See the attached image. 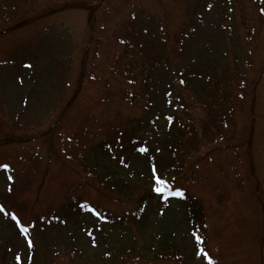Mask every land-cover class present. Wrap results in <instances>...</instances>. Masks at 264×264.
Masks as SVG:
<instances>
[{"label":"trees","instance_id":"16d2710c","mask_svg":"<svg viewBox=\"0 0 264 264\" xmlns=\"http://www.w3.org/2000/svg\"><path fill=\"white\" fill-rule=\"evenodd\" d=\"M19 1L13 0V3L10 4V8H16L13 11H10V8L7 9L6 6H0V23L8 22L9 24L0 28V52L2 55L0 68H5V64H10V67L13 66V69H17L16 63L21 60V52L29 51L32 60L26 66L31 68L34 76H39L38 80L35 79V85L30 88V95H42L43 102L51 100L53 97V103L48 108L60 112L57 121L50 126L51 135L48 144L52 156L49 157L48 168L44 171L42 179H37V175L31 167L36 164V161L42 159V156L39 158V155L34 157L30 154L33 148L30 150L28 148L33 140V135L27 132V127L19 122V125H24V127L12 126V133L9 132V135L6 136L10 142H17L21 138L31 139L28 143H19L23 151L27 153L23 155L22 161L26 165L19 168L29 166L30 173L35 176L41 186L38 189L35 188L32 181L23 186L14 178L10 187L5 190L6 193L0 196L5 197L7 202L12 204L15 202L17 208L19 207L26 213L28 224H26V228L35 245L32 250L34 262L35 259L39 264H64L63 261L66 262L64 255L56 257L60 255V247H56V251L51 249L47 254H41L35 240L39 236L38 224L47 226L51 221L56 220L60 222L61 227L69 228L71 220L77 222L83 214L91 213L105 221L97 228L102 239L98 247L105 246L112 252L109 256L103 255L104 253L95 247L97 254L100 255L98 258H102L100 264H186L181 257L178 241L175 237H170L173 231L165 226V221H157L153 218L147 228L142 224L143 220L148 219L146 202L155 191L151 185L153 178L143 179L142 171L148 170L149 164L155 162L158 169L156 176L167 183L175 170L186 167L204 146L214 142L222 134V130L227 124H233L235 118L233 109L237 102L236 93H234L235 78L241 71L239 63L252 56L254 46L251 41L257 38V28L260 23L252 25L253 23H250L246 15L241 16V21L247 24L243 29L244 37H238L244 38L246 41L243 46L246 52L245 56L235 50H230L229 46H225L223 51L225 55L222 54L223 60L213 59L209 63L196 64L200 58H190L189 52L196 44L201 28L197 18L200 14L197 4L191 6L188 0H165L164 6L159 0H151V2L150 0H140L139 3H136L135 0H106V2L103 0L88 2L82 0V3L92 7L90 11L89 8L84 9L89 11L87 25L93 29L91 40L85 48L86 54L81 59L78 85L75 91L73 88L68 93L72 84L69 80H63L59 71L60 66L65 67L70 64L66 61V57L70 58V56L65 53L64 49L59 48V42H64L66 39L65 34L61 36L58 29L54 31V28L50 27L44 33L37 34L35 37L39 40L37 43L32 34H28L23 39H8L7 36L2 35L10 30L19 32L21 27L25 28L21 35L26 34L30 21L21 26L22 19H24L22 12L24 13L26 10L22 11L19 8ZM22 1L26 4L30 1L34 2V0ZM67 2L68 0H64V3ZM228 8L231 12L232 7ZM234 9L236 20L239 18L236 10L247 13L246 8ZM115 10L120 15L110 18ZM256 10L260 9L256 8ZM111 20L117 24L121 23L123 32L113 34L112 41L115 43L107 44L102 33L106 29V23ZM227 27L230 38L237 34L238 25H228ZM211 31H215L216 34L226 33L223 28ZM14 39L15 41H12ZM70 41H72V37ZM190 41L191 43L188 45ZM116 44L121 48L116 49ZM231 45L239 49L237 40H231ZM109 47H111V52L106 58L105 52ZM91 48L92 54H89ZM230 53L232 62L229 60ZM87 54L90 55L89 62H85L89 57ZM34 55L36 57L33 58ZM177 55L183 59L182 62H185L186 57L192 61L190 62L192 65L187 66L188 69L187 67L183 68L189 71L185 95L190 102L181 103L179 111L167 116L170 119L169 131L163 130L160 133L151 130L145 141L147 124L144 119L123 116L120 113V108L125 104L142 110L148 107L152 116H155L154 107L147 106V101L144 99L147 98L148 88L161 80L156 76L158 66L167 69L165 67L167 65L159 63L158 59L169 62L170 56ZM40 58L45 61L46 67L44 68L49 70L44 74H42L43 61ZM53 68L56 71H53ZM64 73L67 75V72ZM240 74L242 73L240 72ZM85 76L88 83L93 82L94 86H97L96 95L84 92L79 96L80 85H82ZM65 77L63 75V78ZM240 81H243V78ZM237 85L240 86V83L237 82ZM179 99L182 101L184 98L179 97ZM102 113L103 116H101ZM178 113H182V115L174 116ZM125 118L132 124L128 130H117L115 134L98 142L100 134L108 123ZM2 128L0 127V129ZM16 129L21 130L22 134L19 136L13 134ZM131 136H133V143L126 146L125 141L129 140ZM164 136L165 143L158 142V138ZM141 142H144V148H149L144 155L149 157V160L143 164L140 163V165H136V163L130 165L128 161L130 152L137 149V144ZM154 143L160 144L157 147L158 151L150 149V144ZM164 148H166L165 151H163ZM39 152L36 149V153ZM98 153L101 154V157H98ZM114 159L119 161L121 166L114 163L116 162ZM242 159L240 152H236L235 163L243 161L244 164L246 160ZM58 161L62 162L60 173H56L59 176V183L53 187L51 176L45 180V175L49 171V167ZM70 169L76 174L77 180L72 181ZM40 170L39 175L42 174V169ZM162 187L166 189L173 186L167 184ZM178 193L176 194L177 198L187 196L190 200L187 206L192 220L196 223V231H205V217L202 210L199 212L195 205L196 198L181 190ZM124 200L135 204L132 217L136 219L137 227L135 229L138 234L131 233L127 228L130 226V222L126 219V212L123 209L122 202ZM111 205H115L121 210L112 208ZM221 217H223V212L219 215V218ZM155 225H159L160 228L154 230ZM150 233L153 235L150 236L151 241L147 242L146 235ZM65 235L66 231L62 237ZM67 239L65 253L76 255V253L69 254L67 251L68 248L73 252L74 247L71 248L69 244H72L76 237L68 236ZM79 258L82 262H78V264H87V260L83 259L85 258L83 254H80ZM97 264L99 263L97 262ZM262 264H264L263 258Z\"/></svg>","mask_w":264,"mask_h":264},{"label":"rangeland","instance_id":"374dc122","mask_svg":"<svg viewBox=\"0 0 264 264\" xmlns=\"http://www.w3.org/2000/svg\"><path fill=\"white\" fill-rule=\"evenodd\" d=\"M12 1L13 0H0V6H6V8L9 9L10 4L13 3ZM81 1L82 0H68L67 3H64V0H34V2L30 1L26 4L24 1L20 0L19 8H21L22 11L26 10L24 13L22 12L24 19H22L23 23L21 26L30 21L26 29V34L24 36L21 35L25 29H22L23 27H21L19 32L10 30L2 34L3 36H7L8 39H23L28 34H32L36 43L39 42L38 39H35L37 34L44 33V31L50 27H53L54 31L58 29L61 36L65 34L66 39L64 42H59V48L64 49L66 51L65 53L70 56V58L66 57V61L70 64L65 67L60 66L59 71L61 72L60 75L62 79L65 81L69 80L70 84H72L69 87L70 90H68V93H70L73 88L75 91L78 85L81 59L84 58L86 54L85 48L87 43L91 40L93 29L87 25L89 11L92 7ZM84 1L88 2L92 0ZM104 1L106 0H103V2ZM139 1L140 0H135L136 3H139ZM159 1L162 6L165 5V0ZM188 3L191 6H196L197 4V8H199L200 11L197 18L199 25H201L199 38L189 52L190 58L199 57L201 59L205 55L212 57L213 51L216 56L218 55L224 58L222 53L225 46H229L230 50H235L242 56H245L246 52L243 46L246 41L244 38H238L239 36L244 37L243 29L247 25L245 22L241 21V16L246 15L250 23H253L252 25L258 24L262 16L258 14L256 8L260 6L264 8V0H188ZM229 6L232 7L231 12L228 8ZM84 8H89V11ZM234 8H246L247 13L238 12L236 10V14L239 16L238 20H236ZM14 9L16 8H10V11ZM19 12L21 11L19 10ZM118 15H120V13L115 10V12H112L110 15V18ZM58 24L60 25L54 27ZM120 24H117L113 20L106 23V29L102 34L107 44H112V42L115 43L112 41L113 34L123 32L122 25ZM8 25V22H2L0 23V28H4ZM228 25H238L237 36L233 35L232 38L228 36ZM221 28H223L226 33L219 32L216 34L215 31H211ZM71 37L72 41H70ZM228 37L231 40H237V47L239 49L231 45V40ZM12 41H15V39ZM190 43L191 41L188 45H190ZM251 44L254 46L251 57L252 66L247 72H244L246 81L243 86L245 87L243 91L244 98L241 99L236 94L237 102L235 115L238 120L244 116V123L248 124L250 117L249 110L246 107L250 101H252V110L254 115L257 116L256 119H258V126L252 128L253 140L247 139L249 132H246L245 129L231 127L228 129L227 135L228 137H232V140L236 142L226 147L224 150L221 149L220 142L209 146L204 156L200 159L199 170H197V174L201 172L202 176H212L210 171L215 170L217 177L221 170L216 160L230 158L232 155H235L236 152L240 151L241 157L243 156L244 159L246 158V163L243 165V162H238L236 165L240 169L239 173L244 174L247 182L243 184L242 188L235 186V184H231L230 197L225 198L226 202L223 204L214 203L209 208L211 219L215 223L214 229L217 231L222 241H220L215 233L214 242V236L208 235L206 244L208 249L202 248V250L205 251L202 254H200V252L197 253V250L200 248L199 245L195 243L194 237H191L189 233L190 227H186V224L183 223V219L187 216L182 206L176 204L175 207L172 208L173 215L176 217V222L180 225V227L178 226L179 230H176L177 238L180 242L183 260L185 261L184 263L186 264H207L210 261V256L220 257L221 244V257L217 259L220 260L221 263L223 262V264H262V258L264 261V236L262 237V243L260 242L258 244L256 242L263 232L264 224V174L260 172H264V22H260L259 28H257V38L251 41ZM110 48L111 47L107 48L105 52L106 58H108L107 55L111 52ZM115 48L120 49L121 47L116 44ZM22 52L21 60L16 63L17 69H13V66L10 67V64H5V68H0V127L4 128L0 129V167L3 161L8 160L13 168L15 179L23 186L29 181H32L34 187L38 189L41 184L36 180L35 176L30 173V167L24 166L19 168L20 166L26 165L22 161L23 155L27 154L23 151L19 143H28L31 139L21 138L17 142H10L7 140L8 138L6 139V136L9 135V132L12 133V126L23 128L25 125L27 127V132L33 135V140L28 148L29 150L33 148L30 154L34 157L39 155V158L42 156V159L36 161V164L31 165V167L34 169L33 171H35L37 179H42L44 177V171L48 168L49 157L52 156L48 144V139L51 135L50 126L53 122L57 121L60 112L48 108L49 105L53 103V97L51 100L43 102L41 100L42 95H30V88L35 85V79L38 80L39 76H34L30 70L31 68L26 66L32 60L30 52L27 50L26 52ZM89 54H92V48ZM1 56L0 52V59ZM34 57L36 56L34 55L33 58ZM230 57L231 53L229 54V58ZM40 59L43 61L42 74H44L49 70L44 68L46 67L44 59ZM158 60L159 63L167 65L165 67L169 71L173 69L181 70L186 63L188 66L192 65V63H190L192 61L188 60L187 57L185 58V62H182L181 60L183 59L178 55L170 56L169 62H165L162 59ZM89 61L90 55L85 62ZM53 71H56L55 68H53ZM64 72H67V75ZM63 75L66 77L63 78ZM161 87L162 84L159 83L158 89ZM97 91V86H94L93 82L88 83L85 76L82 85H80L79 96L84 92H90L96 95ZM147 98L150 99L148 103L153 106L155 101L150 97ZM147 98L144 100L147 101ZM120 109V113L127 117L139 116V110H141L140 108H135L126 104ZM12 115L15 116L13 117ZM127 121L128 119L125 118L122 120V123H126ZM19 122L24 125H19ZM248 126H250V123ZM13 134L19 136L22 134V131L16 129ZM36 149H38V152L40 150L38 154L36 153ZM210 153L214 156L208 155ZM251 156L252 159H250ZM206 159L212 164H204ZM134 162L135 161L132 160V163ZM61 166V161H58L55 165L52 164L45 175V180L51 176L53 187L59 183V176L56 175V173H60ZM40 169H42L41 175H39L41 172ZM230 175H232L231 171ZM251 175L253 176L251 177ZM9 178L10 175L7 173L0 174V195L5 194V190L9 188ZM250 178L251 180L249 181ZM71 179L72 181L77 180V176L72 170ZM191 192L195 193L192 189ZM0 198L6 200V198L2 196H0ZM8 203L10 202L8 201ZM13 205H16V203L14 202ZM130 206L132 207V205ZM218 206L223 212V217L217 219L215 218V214ZM111 207L121 210L115 205H111ZM126 209L128 210L129 207ZM80 219L81 223L84 222L86 226L95 225L94 219L88 214H83ZM260 221L262 226L260 225ZM79 226L71 230L61 227L59 222H53L45 229L39 230V236H37L35 240L40 248L41 254H47L51 249L56 251V247H60V255L56 257H63L64 255V259L66 260V262L63 261L64 264L81 263L82 261L79 258L80 254L85 256L83 259L87 260V264H97V262L100 264L102 258H98L100 255L97 254L95 247L102 251L104 253L103 255L107 254L109 256L112 252L105 246L98 247L99 243L102 241L101 238L99 236H96V238H88ZM63 230L66 231L64 237H62L64 234ZM68 236H76L77 238L72 241V244H69L71 248L74 247L73 252L67 248L69 254L76 253V255H68L65 253V245L68 243ZM250 249H252V251ZM29 250L20 232L12 223L11 218L8 215L0 213V264H31ZM36 252L38 253V251ZM195 252L197 254H195ZM35 262L39 264L37 259H35Z\"/></svg>","mask_w":264,"mask_h":264},{"label":"snow or ice","instance_id":"6c2138e0","mask_svg":"<svg viewBox=\"0 0 264 264\" xmlns=\"http://www.w3.org/2000/svg\"><path fill=\"white\" fill-rule=\"evenodd\" d=\"M4 167H7V166L5 165ZM154 172H155V170H154ZM154 179H155V183L157 185L154 190L157 193H162L163 192L162 186L166 185V182L163 179H161L159 176H156V175H154ZM2 210L3 209H0V211H2ZM209 264H211V261H209Z\"/></svg>","mask_w":264,"mask_h":264}]
</instances>
